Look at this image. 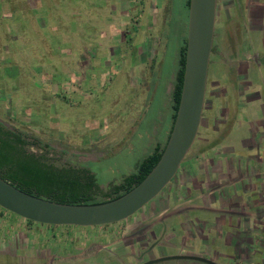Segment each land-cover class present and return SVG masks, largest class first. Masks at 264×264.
I'll return each instance as SVG.
<instances>
[{
	"label": "rangeland",
	"instance_id": "1",
	"mask_svg": "<svg viewBox=\"0 0 264 264\" xmlns=\"http://www.w3.org/2000/svg\"><path fill=\"white\" fill-rule=\"evenodd\" d=\"M185 1L0 0V57L4 60L0 62V120L27 135L32 143L30 149L46 154L55 164L91 169L102 189L120 183L154 148L152 140L157 138L154 129L158 114L165 115L164 123L169 121L165 86L178 69L180 45L187 39L189 11ZM226 2L218 0L216 45L221 36L224 44L229 32L235 37L239 25L246 40L244 45L254 46L263 56L264 29L250 32L241 21L247 20V11L241 13L235 8L227 13ZM130 32L132 41L124 43ZM78 63L82 69H78ZM230 63L227 65L222 56L211 55L207 103L212 109L204 111L199 134L179 168L180 175L154 200L126 220L93 227L29 225L24 224L27 223L24 218L0 209V264H116L115 260L118 264L126 257H114L112 249L98 257L88 256L97 253L101 244L109 243L113 248L121 245L124 238L128 242L140 233V226L150 228L159 221L165 222V226L169 224L166 237L161 239L160 252L176 254L171 243H182L194 252L202 250L197 240L174 239L181 232L178 225L183 221L172 217L176 205L183 209L201 205L200 199L196 204L189 202L201 196L200 190L192 191L191 184L184 189L178 187L181 176L191 169L201 174L206 138L211 139L213 146L251 140L257 125L255 118L264 116V102L253 117L252 107L249 114L245 110L250 108L251 101L244 109L239 108V98L224 87L237 83L228 78L225 81V75L232 76ZM120 66L125 68L119 70ZM262 71L259 74L248 70L249 79L264 83V68ZM149 72L150 86L152 81L157 82L154 89L146 91L136 86L134 79L144 75L148 79ZM8 76L12 77L11 88L7 87L9 80L4 79ZM263 89L260 90L264 97ZM226 91L231 95L227 105L222 98ZM220 117L221 126L226 128L225 138L218 132ZM260 121L264 124V117ZM235 148L238 157L251 160L242 143ZM198 157L195 166L190 165ZM261 183L258 178L252 183L254 200L259 203L257 192ZM256 207L250 219L255 242V255H251L250 263L264 264V218L256 215ZM157 208L161 211L157 212ZM188 216L196 228L202 226L198 223L203 216L201 209L191 210ZM90 243L95 245L87 249ZM215 251L221 253L226 249L217 241L211 244L210 255ZM227 252L231 253V249ZM141 258L126 260L138 264ZM216 262L225 264L222 258ZM242 264L249 262L245 259Z\"/></svg>",
	"mask_w": 264,
	"mask_h": 264
},
{
	"label": "water",
	"instance_id": "2",
	"mask_svg": "<svg viewBox=\"0 0 264 264\" xmlns=\"http://www.w3.org/2000/svg\"><path fill=\"white\" fill-rule=\"evenodd\" d=\"M218 0H190L187 51L180 103L164 151L146 177L113 200L68 204L29 194L0 176V207L34 223L54 226H105L138 213L174 179L192 149L202 123ZM188 259L218 264L205 257H162L143 264Z\"/></svg>",
	"mask_w": 264,
	"mask_h": 264
},
{
	"label": "crops",
	"instance_id": "3",
	"mask_svg": "<svg viewBox=\"0 0 264 264\" xmlns=\"http://www.w3.org/2000/svg\"><path fill=\"white\" fill-rule=\"evenodd\" d=\"M260 7H264V0H250V15L248 16L249 21L252 23V30L256 32L261 31V25H264V13L262 19H259L260 16H257V10ZM264 10V8H262ZM248 15V14H247ZM130 35V36H129ZM127 36V38L123 39L124 43L131 42V32ZM258 38L261 39L260 36ZM151 41V40H150ZM153 40L150 42L154 45ZM149 45V43H148ZM116 48H119L118 46ZM257 53L256 59L258 64L252 68H246V63L244 62V66L242 71L252 70V72H256L261 74L263 71V66L259 64V60L261 59L260 51L257 49L254 50ZM143 49L141 51V55L143 56ZM248 54V53H247ZM144 59L149 62L145 56ZM136 67V66H135ZM90 68V65L87 67ZM125 68V66H120L119 70ZM78 69H82L80 63H78ZM133 69V68H131ZM147 68L141 70V72L146 71ZM85 70V69H83ZM151 70V69H150ZM150 73V72H149ZM147 79L146 76H140L138 79H134V83L136 86H140L146 91L149 89H154L156 87V80L152 81V85L150 86V77ZM175 75H171L170 80L166 83L165 86V94L167 98V106L169 107V121L164 123L166 118L165 115L160 112L158 114V121L156 123V127L154 129V137H157L152 140L154 143V147L159 144H164L167 140L169 129L172 122V110H171V93L173 90V83L175 80ZM86 77V76H85ZM148 80V81H147ZM264 83L259 80H245L241 81L240 83H236L235 85L232 84L234 88L235 97L239 98L240 102L238 103L239 108L247 107V102L251 101L250 108H246L248 114L251 111V115L254 114L253 117L258 115V111L262 109V102L264 97L261 93V88H264ZM230 87V86H229ZM238 89V90H237ZM264 90V89H263ZM224 97V102L227 105V101L230 98V94L228 91L222 94ZM252 96V97H250ZM251 98V99H250ZM238 108V109H239ZM242 109V110H243ZM264 109V108H263ZM227 111L229 112V108L227 107ZM237 112V109L235 110ZM244 113V112H242ZM252 117V118H253ZM262 117L258 116L255 118L257 125L254 128L253 139H243L241 140L242 146L247 149L248 155L251 160H244L241 157H238V153L235 147L239 146L241 143L234 144L226 142L224 144H218L217 146H213L211 143V139L208 137L206 138V147H204V152L202 156V172L201 174L197 172L195 169H191L189 173L183 174L182 180L178 187L184 189L188 185H195L196 189L202 190L201 196H196V198H192L189 202H193L196 204L199 199L201 200V205H194L192 209H201L202 211V218L199 220L198 223L202 224V233L204 242H206L209 247L211 244L217 243L220 241L225 247L226 251H222L219 253L220 257H209L212 260H218L219 258L224 259L225 264H242L243 261L248 260L249 264H251V255L254 253V248L248 247V256L241 257V249L243 248L242 243L240 242V232H241V224L238 222L240 220L239 215L242 214L244 209V199L247 197L251 198V194L253 190H255L254 186L252 185L253 179L258 178L262 180L264 183V124H261ZM220 117V122L221 123ZM254 119V118H253ZM223 126H219V134H223L224 138L226 128ZM208 145V146H207ZM199 157L191 160L192 162L190 165L195 166L196 162H198ZM180 175L177 173L176 176ZM186 183V185H184ZM245 184L249 185V188L243 191V186ZM188 189V187H187ZM190 190V189H188ZM167 210V209H165ZM183 208L180 207V204L176 205V211L173 212V218L175 215H180L183 213ZM164 214V213H163ZM247 214L250 216V219L253 218L254 213L251 209L247 210ZM186 216V215H184ZM184 220L182 221L183 229L188 230V218L183 217ZM196 218V217H195ZM184 222V223H183ZM27 224V223H24ZM33 225L38 226V223H34ZM250 226V222H249ZM253 228L251 227L250 234H252ZM216 233H218V238L216 241ZM213 234V239L211 235ZM171 236V235H170ZM251 236V235H250ZM175 237V236H174ZM172 238V237H169ZM184 239V238H183ZM185 240V239H184ZM253 243L252 237L248 241V246ZM231 249V253H228L227 250ZM210 250V248H209Z\"/></svg>",
	"mask_w": 264,
	"mask_h": 264
},
{
	"label": "trees",
	"instance_id": "4",
	"mask_svg": "<svg viewBox=\"0 0 264 264\" xmlns=\"http://www.w3.org/2000/svg\"><path fill=\"white\" fill-rule=\"evenodd\" d=\"M190 0L185 1L189 11ZM13 18V17H12ZM3 20V19H2ZM4 22V21H3ZM42 31V30H40ZM187 39L179 49L178 69L171 93L172 122L165 143L152 149L137 165L134 172L125 176L120 183H111L106 189L89 168L59 166L46 154H37L30 148L32 143L24 133L9 128L0 120V176L29 194L68 204H96L120 197L139 184L158 163L173 128L179 107L186 61ZM0 62H4L0 57ZM9 77V76H8ZM7 87L11 88V79ZM2 83L1 86L5 87ZM0 209H3L0 207ZM6 212H9L3 209ZM11 213V212H10ZM14 214V213H13ZM21 218V217H19ZM27 224H34L26 220ZM39 224V223H38ZM52 226V225H48Z\"/></svg>",
	"mask_w": 264,
	"mask_h": 264
},
{
	"label": "flooded vegetation",
	"instance_id": "5",
	"mask_svg": "<svg viewBox=\"0 0 264 264\" xmlns=\"http://www.w3.org/2000/svg\"><path fill=\"white\" fill-rule=\"evenodd\" d=\"M225 1H228L224 4L225 5L224 6L225 11H227V13L230 10H233L236 8V10L241 12V13L243 10H246L248 16L250 15L249 14L250 10H251L250 0H225ZM226 6H227V8H226ZM262 8H264V7H260L261 10L260 9L257 10V14H258L257 16H260L259 19H262V17H263L264 12H263ZM248 16H246L247 20L242 18L241 21H243L244 24H247L250 32H252L253 30H252V26L250 25L251 22L249 21ZM229 17H231V16H229ZM226 18L228 19V17H226ZM236 27L239 28L240 26L236 25ZM238 28H236L235 34L232 33L235 37L231 36L230 35L231 33L228 31L229 35L227 34L228 39L225 38V43L221 44L222 43V41H221L222 36H221L220 41L217 45H216L217 35H216V31H215V39H214V45H213V50H212V56L213 55L222 56L225 63H227V65H228V61H231L229 68L232 71V74H231L232 76L226 77V75H225V81H227V78H228L229 80H231V82L236 80L237 83H240L241 81L250 80L248 73H247L248 70H246L245 72H244V70L242 71L243 66H244V62L246 63L245 64L246 68H250V67L254 68L258 64V61L256 59L257 53L254 52V46L244 45L246 40L243 37V30L238 29ZM263 29H264V25L262 24L261 30H263ZM246 53H248V54L250 53L251 54L250 57H248L246 55ZM240 54H241V56L242 55L243 56L241 57ZM244 56H246V57H244ZM259 61H260L259 64H261L264 67V54H263V56H261V59ZM234 62H235V64H234ZM236 82H234V83H236ZM224 83L226 84V82H224ZM229 86L230 85L226 84L224 87H226L227 89L230 88L231 94L235 95L236 92L234 91V88L229 87ZM207 92H208V87H207ZM207 92H206L204 111H206L207 109H210V110L212 109V107L208 106V103H207V101H208V98H207L208 93ZM250 97H252V96H250ZM222 98H223V96H222ZM223 104H224V102H223ZM261 184H262V186H260L261 189H259L257 192V193H259L260 203L258 201L254 200V190H253V192L251 194V198L247 197L244 199L243 202H244L245 207L242 211L243 213L239 215L240 220L238 222H240L239 224H241V229H240L241 230V232H240V235H241L240 239L241 240H240V242L243 245V248L241 249V254H239L241 257L248 256L247 255L248 254L247 248L248 247L254 248V245H255L254 244L255 242H253L251 245L248 246V241L250 240L251 237H252V241H253V236H252L253 234H250V230H251V226H249L250 216L247 214V210L251 209V211L254 212L253 210L255 209V206H257L256 208L258 210H257L256 215L260 218H264V183H261ZM191 186H192L191 187L192 191L200 190L202 193L201 188L196 189L195 185H193V184ZM248 188H249V185L244 183L243 191H245V193H246V190ZM261 206H262V208H261ZM155 210L157 212L161 211L160 208H157ZM191 210H193L192 207H188L187 209L183 210L182 214L175 215L174 218L175 217H177V218L186 217L187 215H189V212ZM160 214L162 215L163 213L161 212ZM184 215H186V216H184ZM187 218H188L189 229L184 230L182 228L183 224L181 221L178 225L179 229H181L180 230L181 232H177L178 234L174 237V239H177L180 237L181 239L184 238L185 240L188 239L189 241L197 240L198 241V247H200L202 245V250H197L196 252H194L192 250L186 249L185 245H183L182 243H180L178 245L171 243L170 247L177 250L176 254L168 255V254H163L162 252H160V250L162 248L161 247V239L163 237H166V235L168 233V229H169L168 228L169 224H167L165 226L164 225L165 222L159 221V222L155 223V225L153 227H150V228H143V226L142 227L140 226L139 227L140 233H138V235H136L134 237H130L131 240L128 242L125 241L124 239H126V238H124L123 243L119 246H115L112 248L109 243L108 244H101L99 246V248L97 249V253H94L88 257H98V254L102 253L103 251H108L109 249H112L114 251L113 252L114 257H126V258L131 257L135 260H136V257H142L138 264H143V263L148 262L150 260H155V259H159L162 257H205L208 259H210L209 257H220L219 256L220 252H218V251H215L214 255H212V256L210 255L209 245L207 243H206L207 245L204 244L205 242H204L203 233H202V226L196 228L193 225L194 220L190 219L191 217L189 218V216ZM183 220H184V218H183ZM216 235H217L216 236V241H217V239H219L218 233H216ZM184 239H183V241H185ZM151 240L154 241V243H150ZM199 243H201V244H199ZM92 245L94 246L95 244L90 243V245L87 249H90V247H92ZM79 249H81V248H78V251H79ZM81 250H84V249H81ZM115 250H116V252H115ZM124 250H126V251L124 252ZM79 254H80V252H78V256H79ZM253 254L255 255V248H254ZM253 254H252V256H253ZM144 257H149V260H147V261L143 260ZM126 258H123L122 260H120L118 262V264H128V263L131 264L130 260L129 259L126 260ZM117 259H119V258H117ZM170 261H172V260H166V261L155 263V264H191V263L187 262V261H190L188 259H179V260H174L173 262H170ZM192 261H195V260H192ZM115 262L117 264V260H115ZM198 262H200V261H198ZM202 263H204V262H202ZM204 264H206V263H204Z\"/></svg>",
	"mask_w": 264,
	"mask_h": 264
}]
</instances>
